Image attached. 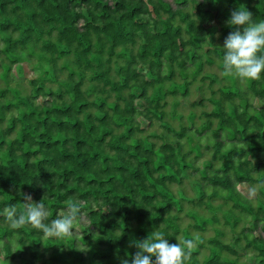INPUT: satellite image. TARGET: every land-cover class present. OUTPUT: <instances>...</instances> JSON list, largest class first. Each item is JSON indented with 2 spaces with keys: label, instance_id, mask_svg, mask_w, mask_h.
<instances>
[{
  "label": "trees",
  "instance_id": "1",
  "mask_svg": "<svg viewBox=\"0 0 264 264\" xmlns=\"http://www.w3.org/2000/svg\"><path fill=\"white\" fill-rule=\"evenodd\" d=\"M241 6L264 22V0H0V212L27 194L46 222L70 198L86 219L60 239L0 215V264H131L156 230L197 241L186 264H264V188L237 191L264 181V72L223 74ZM197 84L210 96L191 108H214L185 122ZM187 174L197 198L174 192Z\"/></svg>",
  "mask_w": 264,
  "mask_h": 264
},
{
  "label": "clouds",
  "instance_id": "2",
  "mask_svg": "<svg viewBox=\"0 0 264 264\" xmlns=\"http://www.w3.org/2000/svg\"><path fill=\"white\" fill-rule=\"evenodd\" d=\"M226 23L235 31L224 40L223 74L240 79H259L264 72V22H254L251 12L241 6L231 12ZM260 188H264V181L249 187V197L257 196ZM22 195L25 201L22 210H18L16 205H8L0 212L11 229L31 226L39 230L44 238L63 239L74 235V225L83 219L79 200L70 198L63 214L46 222L50 213L43 202L45 197L41 202L34 203L30 195ZM134 246L138 251L132 256L131 264H153V257L154 264H186L197 241L185 239L170 244L156 230L147 239L135 241ZM121 264H129V260L123 259Z\"/></svg>",
  "mask_w": 264,
  "mask_h": 264
},
{
  "label": "rangeland",
  "instance_id": "3",
  "mask_svg": "<svg viewBox=\"0 0 264 264\" xmlns=\"http://www.w3.org/2000/svg\"><path fill=\"white\" fill-rule=\"evenodd\" d=\"M216 29H217L216 27H213L211 32H214ZM140 66H141V64L139 65V67ZM25 70L27 72V76H26V81H25L24 85L27 88L28 86L30 87V85H29L30 79H33L35 77V75L33 73V76H32V73L29 72L28 68H26ZM209 71L211 73H213V72L217 73L219 75L220 79L222 78V72L220 71V69H218V68L209 69ZM146 72L147 71L145 70L143 73H146ZM14 73H16V70H14ZM13 79L17 80L16 76L13 75ZM14 85H15V83H13V86ZM222 86H223V82H219V83L216 84V88L217 89L222 87ZM202 87H203V85L201 86L200 84L195 85L194 88H192V92H191V94L189 96L182 97L180 99L182 104H183V108L181 110H179V112L184 115V117H185L184 121L185 122L187 121L186 119H187L188 115L190 114V111L197 112L200 115L201 111H203V110L211 111L214 108V106L212 104L208 103V102H206V106L205 107H199V108H195V109L191 108V104L193 102H200L204 97L207 96L206 94L204 95V93L202 92ZM209 96L210 95H208L207 98ZM251 104H252L251 106L254 107L255 109H260L264 105V102L259 101L257 99H252L251 100ZM138 107L140 109H142L143 103L139 104ZM140 121H142V123H143L144 120H140ZM198 122H200V121H198ZM202 122L200 124H202ZM174 125H178V123L174 124ZM143 126L146 129H148V127H149L148 122H144ZM149 133H162L163 134V129H159L158 126H157V127H154L152 129H150ZM200 143L203 146H205L207 144V142L203 141V140H200ZM196 184H197V179H195V178H193V177L188 175V177H186V182H185V184L182 187L175 186L173 189H174V192H176V193H177L178 190L184 191L186 196L189 197V198H197V195L195 193L196 192V190H195V185ZM249 187L250 186L247 185V184H241V185H239L237 187V191L240 192V194H241V196L243 198L253 201L256 196L255 197H249V195H248ZM211 192H212L211 189L207 190V194H210ZM186 209H188L187 206H186ZM85 222H86V219L84 217L83 218V223H85ZM188 223H189V220L186 219V224H188ZM81 226L82 225H80L79 223H76L74 225V227H76V228L73 229V232H75L76 234L79 233V232L81 233V231L84 229V227L83 226L81 227ZM230 241H231V243H234L233 242L234 240H230ZM48 261L49 260L47 259L44 263L45 264H49ZM244 261H246L248 263H253L255 261V257H254L253 254L249 253L248 255L245 256Z\"/></svg>",
  "mask_w": 264,
  "mask_h": 264
}]
</instances>
